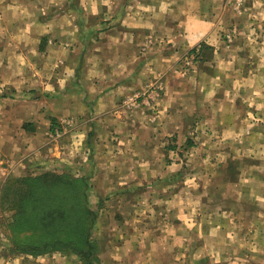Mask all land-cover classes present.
I'll use <instances>...</instances> for the list:
<instances>
[{
  "label": "crops",
  "instance_id": "1",
  "mask_svg": "<svg viewBox=\"0 0 264 264\" xmlns=\"http://www.w3.org/2000/svg\"><path fill=\"white\" fill-rule=\"evenodd\" d=\"M78 3L48 18V0H0V196L26 176L82 179L96 263L264 264V0ZM0 264L85 263L0 235Z\"/></svg>",
  "mask_w": 264,
  "mask_h": 264
},
{
  "label": "trees",
  "instance_id": "2",
  "mask_svg": "<svg viewBox=\"0 0 264 264\" xmlns=\"http://www.w3.org/2000/svg\"><path fill=\"white\" fill-rule=\"evenodd\" d=\"M86 188L82 179L55 172L8 180L0 209L11 213L5 226L14 245L32 253H76L85 264H100L91 258L95 213L88 206Z\"/></svg>",
  "mask_w": 264,
  "mask_h": 264
},
{
  "label": "rangeland",
  "instance_id": "3",
  "mask_svg": "<svg viewBox=\"0 0 264 264\" xmlns=\"http://www.w3.org/2000/svg\"><path fill=\"white\" fill-rule=\"evenodd\" d=\"M35 2H39L40 0H34ZM80 3V0H48V8H47V11H48V18H50V16L56 12V10H67L69 9L70 10V7H75L77 5V3ZM229 4H231V6H233V8L235 7V9H238L239 7H242L243 4H244V0H228ZM78 3V6L80 5ZM77 10V9H76ZM68 11V10H67ZM81 11L83 12V10L81 9ZM53 16V15H52ZM50 21V20H49ZM232 27L229 28L226 32V34L224 35V38H225V41L227 44H230L233 40V37H234V33L232 31ZM38 39V38H37ZM38 41L40 42L39 45L42 46L44 45L45 43H47V37H40L38 39ZM38 41L36 42L38 44ZM35 42H33L34 44ZM71 40H69L66 45H71ZM199 57H200V52H199V49L198 48H195V49H192V50H189L187 51L185 54L182 55L181 57V69H188L190 68V66L193 65V63H195L197 60H199ZM70 61L72 60V57L69 56L68 58ZM40 86H35L34 88L35 89H38ZM13 93V91H11L9 88H4V89H1L0 91V96H10L11 94ZM16 96H20L22 94V92H18V93H14L13 95ZM6 97V98H3V99H0V108H10V101L9 98ZM13 103V101H11ZM62 135V134H61ZM50 137H52L50 134H49ZM58 137H54L53 139H57ZM61 138V137H60ZM53 143H56V142H53ZM178 146V145H177ZM186 148H180V147H176L175 148V152L176 154H180L185 150ZM259 167V171L261 172V170L263 169V164H255V169L251 172V174L254 172L255 173H259V171L257 172V168ZM264 171V170H262ZM251 184L253 185V188H255L256 190L261 187V186H258L256 187L257 185H259V180L258 179V176H255V175H251ZM258 195V194H257ZM254 199H257V198H254ZM249 204V203H248ZM252 204V203H251ZM256 205L258 206V204L255 202L254 206L256 207ZM11 213H9L8 211H3L0 209V222L2 223V226L0 228V235L3 237L6 236L8 237L9 239H11V234H10V231L8 229L7 226H5V224L7 223V218L8 216L10 215ZM250 215V218H254V219H261L263 218L262 214L259 213V211H255V213L253 212H250L249 213ZM103 244V243H102ZM102 244H97L96 247H97V252L99 254H107V248L106 246H108V248H112V252L115 251V248H113L112 246H115V245H108V244H104L103 247H102ZM102 247V248H101ZM109 254V253H108ZM143 262H147V260H141L140 258L139 259H134L133 261L130 262V264H143ZM161 262V261H159ZM174 264L175 263H182L183 264V260H178V261H167V260H164L163 262H161L162 264ZM210 262V261H208ZM156 263V262H154ZM153 263V264H154Z\"/></svg>",
  "mask_w": 264,
  "mask_h": 264
},
{
  "label": "built area",
  "instance_id": "4",
  "mask_svg": "<svg viewBox=\"0 0 264 264\" xmlns=\"http://www.w3.org/2000/svg\"><path fill=\"white\" fill-rule=\"evenodd\" d=\"M62 126H61V124L60 123H57L54 127H53V129L51 130V136L52 137H60L61 136V134H62Z\"/></svg>",
  "mask_w": 264,
  "mask_h": 264
}]
</instances>
